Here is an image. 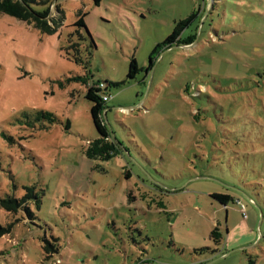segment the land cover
<instances>
[{
	"label": "rangeland",
	"instance_id": "obj_1",
	"mask_svg": "<svg viewBox=\"0 0 264 264\" xmlns=\"http://www.w3.org/2000/svg\"><path fill=\"white\" fill-rule=\"evenodd\" d=\"M30 4L52 33L0 13V264H264V0ZM192 13L196 40L147 73ZM96 81L122 149L104 161Z\"/></svg>",
	"mask_w": 264,
	"mask_h": 264
},
{
	"label": "trees",
	"instance_id": "obj_2",
	"mask_svg": "<svg viewBox=\"0 0 264 264\" xmlns=\"http://www.w3.org/2000/svg\"><path fill=\"white\" fill-rule=\"evenodd\" d=\"M36 0H0V13H5L10 16H13L19 20L28 22L29 24H34L37 28H39L43 33H52L55 28L49 24V20L47 19L50 13V9L44 12L37 11L30 2H35ZM50 1V0H46ZM96 5H99L102 0H93ZM196 13H192L186 19L180 20L173 32L161 43H158L152 50L149 56V64L146 68L147 73L153 67L156 58L160 55V52L165 49H170L171 47L184 46L192 44L197 36V28L195 31L190 30L186 34H184V30L188 27L191 21L195 18ZM76 25L85 27V21L83 16L80 17L76 22ZM141 70L138 65L136 58H132L129 66V71L127 74L128 78L134 79L135 75ZM260 76H264V69L261 72H258ZM78 79L85 84H88L87 76H80ZM100 84L98 87L89 85L86 98L92 102L91 106V114L93 118V122L96 126V129L100 136L94 141H88L86 154L88 158L97 159V160H108L114 157L119 152H122L120 146L113 140L110 128H108V124L105 120L104 111L108 108V100L111 97V94L108 92L109 87L105 82L96 81L93 82ZM199 88V87H198ZM107 97V99H105ZM107 114V112H106ZM39 116L50 117L52 118V114L38 112ZM52 120V119H51ZM32 198L33 194L31 191H28L25 198ZM212 197L219 201L224 207H227L230 202H235V196L227 193H213ZM254 200L253 198H251ZM37 206L40 203V198L36 197ZM13 203L20 202L18 199H14ZM6 207H10L9 204L5 205ZM12 208V207H10ZM212 236L216 241L220 240L221 233L219 232L218 226H215V229L212 231ZM47 249V247H46Z\"/></svg>",
	"mask_w": 264,
	"mask_h": 264
},
{
	"label": "built area",
	"instance_id": "obj_3",
	"mask_svg": "<svg viewBox=\"0 0 264 264\" xmlns=\"http://www.w3.org/2000/svg\"><path fill=\"white\" fill-rule=\"evenodd\" d=\"M105 99H107V97H105ZM107 100H108V99H107ZM244 216H247L245 209H244Z\"/></svg>",
	"mask_w": 264,
	"mask_h": 264
},
{
	"label": "water",
	"instance_id": "obj_4",
	"mask_svg": "<svg viewBox=\"0 0 264 264\" xmlns=\"http://www.w3.org/2000/svg\"><path fill=\"white\" fill-rule=\"evenodd\" d=\"M125 108H132V107H125ZM106 111H107V110H106ZM106 111H105V112H106ZM105 118H106V114H105Z\"/></svg>",
	"mask_w": 264,
	"mask_h": 264
}]
</instances>
